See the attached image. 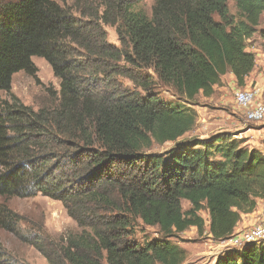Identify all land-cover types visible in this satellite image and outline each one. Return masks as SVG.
Masks as SVG:
<instances>
[{
  "label": "trees",
  "instance_id": "trees-1",
  "mask_svg": "<svg viewBox=\"0 0 264 264\" xmlns=\"http://www.w3.org/2000/svg\"><path fill=\"white\" fill-rule=\"evenodd\" d=\"M139 1L75 0L81 21L55 0H0V230L48 264H184L186 250L170 240L192 227L204 233L201 212L223 242L264 200V138L258 149L229 133L188 136L199 95H214L228 74L247 86L256 66L248 41L264 0H234L235 15L229 0H155L151 17L134 10ZM34 57L60 81L55 107L2 99L17 73H37ZM157 87L177 100H163ZM38 194L60 201L79 232L22 237L7 199ZM138 222L162 238L138 243ZM0 264L27 263L0 242ZM216 264H264V244L228 251Z\"/></svg>",
  "mask_w": 264,
  "mask_h": 264
},
{
  "label": "rangeland",
  "instance_id": "rangeland-1",
  "mask_svg": "<svg viewBox=\"0 0 264 264\" xmlns=\"http://www.w3.org/2000/svg\"><path fill=\"white\" fill-rule=\"evenodd\" d=\"M61 6L75 12V0H55ZM155 0H140L134 7L137 12H143L151 17L152 7ZM229 9L232 14H236L234 0H229ZM75 17L81 21H87L86 18L75 12ZM264 29V14L262 16L259 32L248 41V52L255 54L256 65L262 67L264 58L259 56L251 48H256L264 52V42L260 37V31ZM108 35V41L111 44L119 45L117 35L114 28L105 27ZM33 63L37 69L34 76L25 72L17 73L13 78L12 89L9 93H1L3 101L13 103L15 100L22 105L38 111L41 108L55 107L58 103V94L60 90V81L55 77L49 63L39 57L33 58ZM255 74L260 78V82L264 85V70H255ZM224 83H220L217 91L213 95V102L204 100L198 96L195 103L199 107V115L197 119V127L193 133L188 136H198L202 139L214 137L217 134L229 133L235 139H240L246 143L250 142V146L257 147L254 141L255 132L264 130V120L262 122L252 123L247 121L245 112L240 110L236 104L235 96L237 92L255 89L256 80L247 88H239L234 84L231 78H224ZM123 84L127 88H134L133 84L128 80H123ZM157 93L165 101H176L174 92L164 87H157ZM264 98V91H260L257 95L256 104L260 99ZM220 117L219 119H216ZM203 120V121H202ZM205 120V122H204ZM199 121L201 124H199ZM239 121V128L233 122ZM241 125V126H240ZM242 129V130H241ZM252 130V132L249 131ZM236 130H239L236 132ZM202 136V137H201ZM204 136V137H203ZM250 137V138H247ZM174 144L168 143L163 146H154L152 152H165L172 148ZM247 146V145H246ZM255 146V147H254ZM249 147V146H247ZM9 208L21 217L19 224L20 235L22 237H33L40 234L43 230L51 239L57 241L66 233L79 232L77 224L67 215V212L60 201L52 200L49 197L38 194L29 197H12L7 199ZM260 202L258 208L249 217L241 221L240 233L248 231L256 225L260 219ZM188 208L187 203L183 204L184 211ZM205 221L204 233L199 234L197 229L192 227L186 232L180 234L178 240L171 239L170 243L175 244L186 250L187 260L184 264H216L218 258L228 251H236L239 249L224 242L214 241L210 234V218L207 211L200 213ZM33 235V236H32ZM158 227L146 226L141 222L137 223L134 239L142 244L147 241L161 239ZM0 242L6 249L13 254L17 260L27 264H48L46 258L38 252L34 247L27 244L21 236L0 230Z\"/></svg>",
  "mask_w": 264,
  "mask_h": 264
},
{
  "label": "built area",
  "instance_id": "built-area-1",
  "mask_svg": "<svg viewBox=\"0 0 264 264\" xmlns=\"http://www.w3.org/2000/svg\"><path fill=\"white\" fill-rule=\"evenodd\" d=\"M259 89H251L247 91L237 92L235 96L236 104L240 110L245 112L247 121L262 122L264 120V98L260 99L256 104ZM259 222L251 227L248 231L235 234L227 241H223L227 245L235 246L242 249L249 244H264V200L260 204Z\"/></svg>",
  "mask_w": 264,
  "mask_h": 264
},
{
  "label": "crops",
  "instance_id": "crops-1",
  "mask_svg": "<svg viewBox=\"0 0 264 264\" xmlns=\"http://www.w3.org/2000/svg\"><path fill=\"white\" fill-rule=\"evenodd\" d=\"M250 42H251V40H250ZM263 42H264V40H263ZM252 49V52H254L255 53V51L258 53V55L259 56H262V58H264V52H262L261 50H259V49H256V48H251ZM255 50V51H254ZM262 65V67L261 66H259V65H256L255 66V69H254V71L251 73V75H250V77L248 78V80H247V88H248V86L250 85V84H252L253 83V80H256L257 81V83H256V87L255 88H257V89H259L260 91H264V85L260 82V78L259 77H257L256 76V74H255V70L257 69V70H260V69H263L264 70V62L261 64ZM224 78H231V80L233 81V83L234 84H236V80H235V78H234V76L232 75V74H228V75H226V76H224L223 78H222V83H224L225 81H224ZM219 86H216L215 87V92L217 91V88H218ZM199 96H201L204 100H206V101H209V102H213V95L211 96V97H209V98H205L202 94L201 95H199ZM194 109L196 110V112H197V114L199 115L200 113H199V107H197V106H194ZM220 117H217L216 119H219ZM203 121V120H202ZM204 122H205V120H204ZM233 123H235L236 125H237V128H239V121H235V122H233ZM199 124H201V122L199 121ZM241 126V125H240ZM242 130V129H241ZM237 131H239V130H236V132ZM249 131L250 132H252V130H250L249 129ZM255 133V138H257V141H254V143L256 144V146L257 147H255V148H258V149H261V143H262V139L264 138V130L262 129V130H259V131H254ZM202 137V136H201ZM204 137V136H203ZM247 138H250V137H247ZM246 145L247 146H249V148H253V147H251L250 146V142L248 143H246ZM187 203V202H186ZM187 205H188V203H187ZM250 215H243L242 216V220L244 221L245 220V218L246 217H249ZM242 223V222H241ZM240 223V224H241ZM240 224L238 225V227L235 229V232H234V234L233 235H235V234H238V231L241 229V227H240Z\"/></svg>",
  "mask_w": 264,
  "mask_h": 264
}]
</instances>
